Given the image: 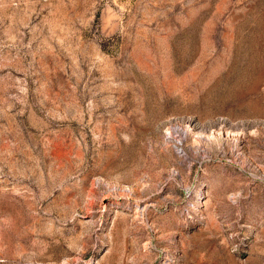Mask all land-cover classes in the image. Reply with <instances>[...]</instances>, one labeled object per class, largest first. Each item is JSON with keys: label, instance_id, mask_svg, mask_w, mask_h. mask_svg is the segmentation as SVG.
<instances>
[{"label": "rangeland", "instance_id": "374dc122", "mask_svg": "<svg viewBox=\"0 0 264 264\" xmlns=\"http://www.w3.org/2000/svg\"><path fill=\"white\" fill-rule=\"evenodd\" d=\"M0 264H264V0H0Z\"/></svg>", "mask_w": 264, "mask_h": 264}]
</instances>
